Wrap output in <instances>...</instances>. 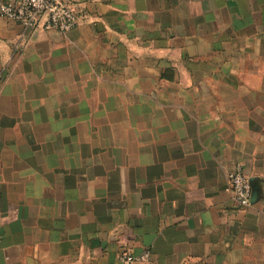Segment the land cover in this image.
I'll list each match as a JSON object with an SVG mask.
<instances>
[{
  "label": "crops",
  "instance_id": "1",
  "mask_svg": "<svg viewBox=\"0 0 264 264\" xmlns=\"http://www.w3.org/2000/svg\"><path fill=\"white\" fill-rule=\"evenodd\" d=\"M66 1L0 16V264H264V0Z\"/></svg>",
  "mask_w": 264,
  "mask_h": 264
},
{
  "label": "built area",
  "instance_id": "2",
  "mask_svg": "<svg viewBox=\"0 0 264 264\" xmlns=\"http://www.w3.org/2000/svg\"><path fill=\"white\" fill-rule=\"evenodd\" d=\"M0 16L18 23L30 32L55 30L66 33L78 24L74 5L66 0H4L0 4ZM26 42V38L22 36L18 45ZM225 190L230 193L238 207L251 206L252 189L241 166L238 165L228 172ZM148 256V252L134 255L122 251L118 260L120 264H144Z\"/></svg>",
  "mask_w": 264,
  "mask_h": 264
},
{
  "label": "water",
  "instance_id": "3",
  "mask_svg": "<svg viewBox=\"0 0 264 264\" xmlns=\"http://www.w3.org/2000/svg\"><path fill=\"white\" fill-rule=\"evenodd\" d=\"M250 185H251V182L249 181ZM251 189H252V185H251ZM253 191H252V194H251V203H252V199H253Z\"/></svg>",
  "mask_w": 264,
  "mask_h": 264
}]
</instances>
